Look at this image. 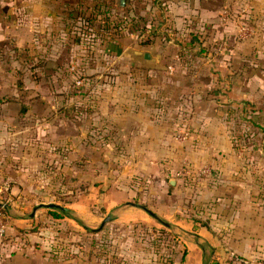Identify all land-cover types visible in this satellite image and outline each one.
Returning <instances> with one entry per match:
<instances>
[{
    "label": "crops",
    "instance_id": "obj_1",
    "mask_svg": "<svg viewBox=\"0 0 264 264\" xmlns=\"http://www.w3.org/2000/svg\"><path fill=\"white\" fill-rule=\"evenodd\" d=\"M186 3L187 31L194 32L187 34L200 42L198 49L192 47L193 42L187 46V101L175 96L178 80L167 75L174 74L175 69L162 66L159 57L149 51L142 50V57L135 58L132 50L128 64L119 66V79L109 80L102 76L103 71L98 74L97 62L91 69V56L85 61L75 56L70 62L76 73L95 74L86 77L84 85L92 89L84 98L92 130L84 134L112 137L103 149L108 153L107 147L114 142L122 167L117 179L121 186L110 190H106L104 179L89 175L91 185L101 180L103 183L97 186V192L95 186H89L87 193L73 196L70 214L94 229L89 222L98 217L90 209L98 195L105 207L103 216L110 212L124 224L150 221L144 208L165 219L167 229L177 234L183 264H237V256L264 258V0H177L174 7L168 2L174 23L179 24L185 12L178 9L185 8ZM66 4L57 9L50 0H0V45L7 48L8 54L15 48L22 52V57L8 58L6 68H2L0 57L1 170L15 166L13 147L9 146L16 136L29 135L26 128L10 127L16 120L13 110L18 103L1 98L12 95L6 86L11 85L9 77L15 67L24 68V77L33 83L37 80L32 72L39 70L40 82L61 92L74 82L69 81L71 68L65 63L68 49L58 40L69 34L64 33L68 32L62 11ZM241 24L252 30L246 38L239 37ZM58 42L59 47L54 46ZM107 46L104 53L109 55L115 46ZM5 50L0 49V56ZM37 96L33 99L34 109L42 103L49 106L53 99ZM53 100L60 103L63 99L59 96ZM5 120L13 122L8 126ZM239 120L245 121L249 132L254 128L260 132L258 127L263 126L260 144L249 146L255 151L254 158L248 160L240 159L231 139L234 128H241ZM99 124L103 126L93 129ZM259 132L257 137L262 134ZM50 133L46 126L30 131L37 136ZM55 135L63 137V129H57ZM79 136L73 138L74 146H78ZM28 141L23 139L27 148L32 145ZM87 150L93 154L88 155V166L95 167V146ZM258 153H262L259 158ZM185 163L190 173L187 178L168 176L169 169ZM203 167L211 168L212 174L198 175ZM258 169L263 171L260 178L252 173ZM132 176H139L141 185L130 184ZM0 178L11 183L25 179L13 172L3 173ZM16 189L15 184L0 186V205L7 209L0 264H114L111 260L99 261L92 241L65 245L62 238H51L52 233L44 225H37L38 219H54L48 213L51 209L31 213L32 207ZM40 203L45 202H35ZM123 258L120 261L122 257H118L116 264L143 261L139 256ZM178 260L175 256L174 262Z\"/></svg>",
    "mask_w": 264,
    "mask_h": 264
},
{
    "label": "rangeland",
    "instance_id": "obj_2",
    "mask_svg": "<svg viewBox=\"0 0 264 264\" xmlns=\"http://www.w3.org/2000/svg\"><path fill=\"white\" fill-rule=\"evenodd\" d=\"M50 1L57 5V9L61 4L68 2L62 11L64 19L68 21L65 24L68 32L64 33L65 36L67 33L69 34L66 38H58L64 44L63 47L68 49L69 54L65 57L67 59L65 63L68 66H70L69 64L75 56L81 58L82 61L91 56L93 60L91 69H95L94 64L97 62L98 66L96 67L100 70V72L96 71L98 74L103 71V77L105 76L109 80L115 77L119 79L118 74L120 72H117L119 66L123 68L128 64L131 60L132 50L136 56L135 58L142 57V50L149 51L150 55L155 54L159 57L158 60L162 66H172L175 69L176 74L167 75L168 77H175L179 81H177L175 96L187 101V46H189L191 39L187 33L193 32V30L187 31V3L185 8L178 9L185 12V14H181L179 24H176L169 15L168 2L171 7H174L177 0H148L149 3L147 0V2L143 0H124L123 6L119 5V0ZM175 10L177 9L175 8ZM193 38L195 40L192 41L194 43L192 47L198 49L200 42L195 36ZM78 39L80 40L79 45H77ZM53 42L54 38H52ZM110 43L115 47L110 50L109 55H106V52L104 53L105 47H108L107 44ZM59 45L60 42L54 44L56 47H59ZM0 49L5 50L1 45ZM14 50V53L8 54L6 48L5 52L1 53L2 68L7 67L8 58L13 56L22 57V52H19L17 48ZM94 53L95 56H93ZM176 55L178 57H175ZM76 72V70L70 69V73L68 72L69 81L73 80L74 82L61 92L59 88L48 87L44 82H40L42 73L39 70L32 72V78L37 80L36 83H33L28 82V77H24V73H26L24 68L15 67V73L9 77V85H11L6 86L11 89L12 95H5L1 98L5 99L4 101L18 103L17 109L13 110L16 113V120L11 125L12 120L9 122L5 120L4 123H9L8 126L10 125L12 128H26L29 135L23 136L25 138L16 136L14 144L9 146L13 147L11 150L15 157V166L10 167V169H0V175L3 176V173L6 175L13 172L16 177L20 176L25 179H22L21 183H11V180L8 181L7 178H0V186L4 188L8 184H15L18 188L16 190L24 198L23 200L29 203L32 210L36 206L35 202L38 201L56 203L69 209L62 219H48L47 216L43 221L38 219L37 225H44L52 233L51 238H62L65 245L71 241L77 243L92 241V246L96 249L99 261L106 259L116 264L118 257H122L120 261H124L125 258L123 257L135 258L139 256L144 261L141 264L145 262L148 264H183L181 258L182 248L178 246L179 239L177 234L167 229L165 219L154 218L148 213L150 221L137 220L124 224L116 221V217L109 212L106 215H110V219L101 225L106 215L103 216L105 207L101 206L102 202L100 200L98 201V195L97 202L90 209L91 213L98 217L97 220L93 218L89 222L90 226L95 227L94 229H89L86 226L87 223L70 214L73 196L87 193L89 186L90 188L95 186L97 192V186L103 183V180H101V182L97 181L95 185H91L88 179L89 175L96 177V179H104L106 190H110V188L121 186L120 180L117 179L121 176L122 171L119 151L115 152L117 145H114V142L112 146L110 144L111 148L107 147L108 153L103 149V145L113 140L112 137L103 136L100 133L95 134L94 132L84 134L85 130H92L87 117L88 108L85 101L86 97L91 94L92 89L84 85L87 82L86 77L95 74L88 76ZM77 79H83L81 87L76 86L75 80ZM4 82L8 85L6 80ZM37 95L51 96L53 99L61 96L63 100L56 103V100L50 98L51 104L49 106L45 107L42 103L41 106H36L34 109L33 99L40 97ZM40 115H42L41 118ZM232 122L237 123L234 120ZM239 125L241 128L238 129L235 125H232V127H235L231 134L233 147L241 160L254 158V147L249 146L256 143L257 145L260 144L263 136V126L258 127L260 130L262 129L260 132L254 130L255 128L252 132H249L245 121L239 120ZM45 126L51 130V135L42 134L37 136L30 134V131L33 133L35 129ZM101 126L103 125L93 126V129ZM57 129H63V137L55 135ZM258 132L262 134L257 137ZM77 135L80 138L79 144L74 146L73 138H78ZM23 139L29 140L28 143L30 142L32 145L27 148ZM89 143L90 147H88ZM93 145L96 149V160L94 162L95 167H90L87 159L88 155L93 154L87 149ZM26 149L27 152H25ZM244 150L247 151L244 152ZM261 154L258 153L257 157L259 158ZM183 166L184 164L180 168L169 169L168 176L179 180L187 178L190 173H182L181 171L182 174L179 177L175 174ZM207 168L210 169L212 174L211 168ZM171 171L175 173H171ZM262 172L258 169L252 173L260 178ZM202 174L199 173L198 175ZM114 176H116L115 179ZM138 178L139 176H132L129 183L136 186L141 185L142 179L139 180ZM166 179L168 178L166 177ZM133 202L138 203L137 200ZM36 210L42 211V213L46 212V208ZM100 217H102L101 220ZM75 225H78V227ZM175 256L179 258L177 263L174 262ZM119 264L121 263L119 262Z\"/></svg>",
    "mask_w": 264,
    "mask_h": 264
},
{
    "label": "built area",
    "instance_id": "obj_3",
    "mask_svg": "<svg viewBox=\"0 0 264 264\" xmlns=\"http://www.w3.org/2000/svg\"><path fill=\"white\" fill-rule=\"evenodd\" d=\"M252 30L248 25L241 24L238 28L239 37L246 38L248 34H251ZM71 70H74V67H71ZM75 84L77 87H81L83 85V79H77L75 80ZM181 171L183 172H189V169L187 168V164L185 163L184 166L179 169V171L171 173H175L178 177L181 176ZM199 173H203L205 175H208L210 173V170L207 167H203L198 171ZM1 207H4L3 204ZM7 232V224L5 222L4 215L0 212V244L3 242ZM237 264H264V258H247V257H235Z\"/></svg>",
    "mask_w": 264,
    "mask_h": 264
},
{
    "label": "water",
    "instance_id": "obj_4",
    "mask_svg": "<svg viewBox=\"0 0 264 264\" xmlns=\"http://www.w3.org/2000/svg\"><path fill=\"white\" fill-rule=\"evenodd\" d=\"M119 5L123 6L124 5V0H119L118 1ZM147 57V55H145ZM38 208H47V209H58V210H63L66 209L65 207L60 206L59 204L56 203H40L38 205H36L32 211V213H34L36 211V209ZM144 210L149 213L152 217L154 218H158L156 214H154L152 211H150L147 208H144ZM33 216V214H32ZM110 219V215H106L101 223V225H103L105 222H107Z\"/></svg>",
    "mask_w": 264,
    "mask_h": 264
},
{
    "label": "trees",
    "instance_id": "obj_5",
    "mask_svg": "<svg viewBox=\"0 0 264 264\" xmlns=\"http://www.w3.org/2000/svg\"><path fill=\"white\" fill-rule=\"evenodd\" d=\"M195 40V38L191 37L190 39V43ZM0 212L4 215L7 213V209L5 207H1L0 205ZM49 215L54 218V219H62L63 217H65V215L68 213V209H63V210H55V209H51L48 210Z\"/></svg>",
    "mask_w": 264,
    "mask_h": 264
}]
</instances>
